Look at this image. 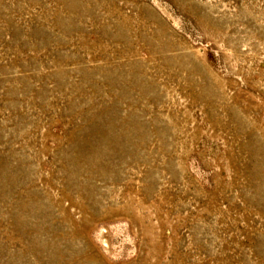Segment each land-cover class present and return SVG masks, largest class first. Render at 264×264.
Segmentation results:
<instances>
[{
    "label": "rangeland",
    "instance_id": "rangeland-1",
    "mask_svg": "<svg viewBox=\"0 0 264 264\" xmlns=\"http://www.w3.org/2000/svg\"><path fill=\"white\" fill-rule=\"evenodd\" d=\"M0 264H264V0H0Z\"/></svg>",
    "mask_w": 264,
    "mask_h": 264
}]
</instances>
